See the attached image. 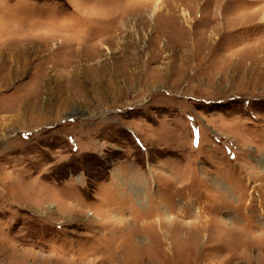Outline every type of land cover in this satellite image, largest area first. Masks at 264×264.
Masks as SVG:
<instances>
[{
	"label": "rangeland",
	"instance_id": "obj_1",
	"mask_svg": "<svg viewBox=\"0 0 264 264\" xmlns=\"http://www.w3.org/2000/svg\"><path fill=\"white\" fill-rule=\"evenodd\" d=\"M0 264H264V0H0Z\"/></svg>",
	"mask_w": 264,
	"mask_h": 264
},
{
	"label": "bare ground",
	"instance_id": "obj_2",
	"mask_svg": "<svg viewBox=\"0 0 264 264\" xmlns=\"http://www.w3.org/2000/svg\"><path fill=\"white\" fill-rule=\"evenodd\" d=\"M157 11L155 10V13H156Z\"/></svg>",
	"mask_w": 264,
	"mask_h": 264
}]
</instances>
